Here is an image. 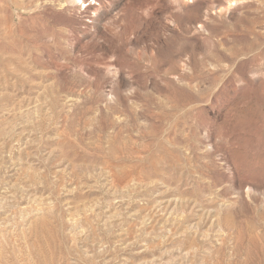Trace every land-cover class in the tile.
Masks as SVG:
<instances>
[{
	"label": "rangeland",
	"instance_id": "1",
	"mask_svg": "<svg viewBox=\"0 0 264 264\" xmlns=\"http://www.w3.org/2000/svg\"><path fill=\"white\" fill-rule=\"evenodd\" d=\"M0 264H264V0H0Z\"/></svg>",
	"mask_w": 264,
	"mask_h": 264
},
{
	"label": "bare ground",
	"instance_id": "2",
	"mask_svg": "<svg viewBox=\"0 0 264 264\" xmlns=\"http://www.w3.org/2000/svg\"><path fill=\"white\" fill-rule=\"evenodd\" d=\"M84 2V1H83Z\"/></svg>",
	"mask_w": 264,
	"mask_h": 264
}]
</instances>
